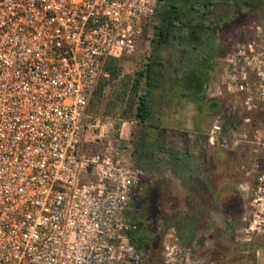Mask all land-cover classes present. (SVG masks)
Returning a JSON list of instances; mask_svg holds the SVG:
<instances>
[{"label":"built area","instance_id":"obj_1","mask_svg":"<svg viewBox=\"0 0 264 264\" xmlns=\"http://www.w3.org/2000/svg\"><path fill=\"white\" fill-rule=\"evenodd\" d=\"M157 2L0 0V264H142L127 215L143 169L123 148L88 155L81 145L90 98L110 77L107 59L135 51ZM221 59L208 96L226 94L229 110L264 103L261 25ZM244 141L221 113L206 133L209 146ZM240 169L251 182L238 185L247 196L234 241L258 258L264 155ZM161 246L163 264H217L196 254V242L183 245L173 225Z\"/></svg>","mask_w":264,"mask_h":264},{"label":"rangeland","instance_id":"obj_2","mask_svg":"<svg viewBox=\"0 0 264 264\" xmlns=\"http://www.w3.org/2000/svg\"><path fill=\"white\" fill-rule=\"evenodd\" d=\"M245 1H248L251 7H245ZM211 2L213 4L210 14L202 15V12H199L198 15H201L207 24L222 20L223 25L221 24L216 30L206 29L200 31L198 37L208 46L214 48L215 53L218 54L216 60H213V63L211 60L204 63L208 54L196 49V44H194V48L189 47L187 49L190 52L186 56L187 58L185 57L184 62L178 61L175 54L177 52L182 53L183 44H186L185 39L182 38L180 41L177 39L170 40L161 51L164 62L162 70L165 76L159 77V84L161 80H165L169 83V86L167 88L152 86L151 124L143 125L138 122L134 117L133 101H136L138 94L144 92L145 78L140 79L137 92L132 89V86L137 78L136 71L147 63L152 50L153 42L151 39L154 37V24L156 23L154 18L152 23L146 27L143 36L138 40L135 51L111 62L115 67V73L110 74L108 79L101 80L95 88L86 109V128L81 145V150L84 153L89 155L105 149L123 148L125 154L131 158L133 163L143 169L144 175V171L147 169L146 165L150 162L148 156L151 154L157 140L154 143L156 136L142 134L140 131L144 129L150 133V126H159V128L169 126L178 129V131H174L175 134L170 138L172 145L184 144L186 136L182 131H189L192 134V131L196 128L200 132V142L203 145L221 151L224 159L232 157L239 166L240 171L242 164L249 165L253 161L262 159L264 148L256 145L255 141L257 138L264 140V103L251 110H245L236 104L235 109L231 108L229 110L227 109L229 105H227V95L210 97L208 96V88L215 79L219 78L221 66L223 65L221 58L233 49L235 43L250 38L256 24L261 25L264 29V0H211ZM228 3H231L232 6H229ZM187 31L188 29L185 27L183 35ZM196 54L201 57V61L204 63L202 68H205L207 82L204 88L205 96L198 100L199 93H196V119H191L189 108L195 107V105L192 104L191 97H188L189 101H187L183 93L190 92L191 94L192 90H196V88L190 89V87L177 83V81L181 82L184 79L191 83V79L188 78L190 74L186 72L187 75H185L184 64L187 63L188 58H190L189 61H194L191 59L194 56L196 57ZM169 65L171 69L168 70ZM213 67L215 74L214 79H211L208 71L209 68ZM190 83L188 84L190 85ZM131 104L132 107H130ZM180 111H182L181 118L171 117L174 112L178 113ZM220 113L225 128L235 131L242 140H245L233 149L209 146L206 142V133ZM245 118L249 120L246 121ZM165 133L167 132L161 128L160 137L161 135L165 136ZM243 134L246 136L244 137ZM189 140H191V143L196 142L194 136ZM254 149H258L259 152H254ZM172 153L173 147L164 149L162 154L156 152V160L160 159L159 155L171 158ZM160 164L159 161V164H154L156 165L154 167L158 169ZM161 170L166 169L161 168ZM140 181L131 202L132 208L127 217L130 223L140 226V232L149 243V248L144 247L142 264H163L161 238L165 228L171 225L177 228L183 245L193 241L196 242V254L205 258L206 261H215L217 264H264V236L256 240L260 248L258 258L245 257L234 241L236 230L241 222L228 233L230 241L227 240L228 244H225L226 246L224 244L221 247L211 245L206 238L196 233V197L190 193L191 191L185 193L176 191L178 194L176 196L173 194L168 196V193L165 192L161 195L159 190L150 189V184L146 185L143 182L140 183Z\"/></svg>","mask_w":264,"mask_h":264},{"label":"crops","instance_id":"obj_3","mask_svg":"<svg viewBox=\"0 0 264 264\" xmlns=\"http://www.w3.org/2000/svg\"><path fill=\"white\" fill-rule=\"evenodd\" d=\"M217 55V53L214 54V61ZM197 56L198 54H196ZM196 57L194 56L191 59L194 61H190L187 63L188 65L184 64V68L187 70L185 72L190 74L188 78L191 79V83L184 79L181 82L177 81L190 89L196 88ZM169 69H171L170 65ZM172 69L174 68L172 67ZM208 72L209 77L214 79V67L209 68ZM159 86L167 88L169 83L161 80ZM192 93L184 92L183 96L187 101H189L188 97L193 100L192 104L195 107L189 108V117L196 119V90H192ZM181 112H174L171 117L181 118ZM161 128L167 133L160 137ZM174 131L176 132L178 129L169 126L160 128L159 126H150V133L144 129L140 131L142 134L156 136L154 143L157 140L148 156L150 162L146 165L147 169L144 171L140 183L150 184V189L159 190L161 195L165 192L168 193V196L169 194L176 196V191L182 193L191 191L190 193L196 197V233L206 238L211 245L219 247L227 245L230 241L228 233L239 224L241 207L247 196L246 193L239 191L238 185L241 182L249 183L251 180L243 175L232 157L224 159L221 151L203 145L200 142V132L196 128L192 134L189 131H182L186 136L185 143L182 145L171 144L170 138L175 134ZM192 136L195 137L196 142L191 143L189 138ZM170 147H173L171 158L159 155L160 159L156 160V152L162 154L164 149ZM159 161L161 162L158 165L160 168L156 169L154 164H159ZM161 168L166 170H161Z\"/></svg>","mask_w":264,"mask_h":264},{"label":"trees","instance_id":"obj_4","mask_svg":"<svg viewBox=\"0 0 264 264\" xmlns=\"http://www.w3.org/2000/svg\"><path fill=\"white\" fill-rule=\"evenodd\" d=\"M245 2V7H251V5L248 4V1ZM212 4L211 0H158L155 12L156 23L154 24V37L151 39L153 42L152 50L147 63H145L141 69L136 71L137 78L132 86V89L137 92L140 79L145 78L144 92L138 94L136 96V101H133L134 117L143 125L151 124V88L152 86L158 87L159 77L165 76L162 70L164 62L161 55L162 48L165 44L172 39L180 41L184 38L186 44H183L184 47L182 53L177 52L175 54L178 61L181 60L184 62L185 57L188 56L190 52L187 49L189 47L194 48V44H196V49L202 50L203 53L208 54L204 63H206L207 60L213 61V56L215 54L214 48L208 46L198 37L200 31L206 29L216 30L221 24L223 25L222 20H219L220 22L218 21L207 24L205 19H203L201 15H198L199 12H202V15H209ZM228 5L232 6L231 3H228ZM185 27L188 31L183 35ZM116 60L117 58L107 59L105 69L109 74L115 73V67L111 62ZM189 60L190 58L187 59V63H190ZM187 63L186 65H188ZM204 63L201 61L200 56L196 57V93H199V95L201 94L200 96L198 95V100L205 96L204 88L206 87L207 78L205 68H202ZM185 75H187L186 72ZM130 107H132V104ZM130 233L134 236L138 247H141L145 252L144 247L149 248V243L142 235V232H140V226L136 225L131 229Z\"/></svg>","mask_w":264,"mask_h":264}]
</instances>
